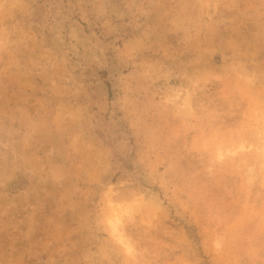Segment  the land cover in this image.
<instances>
[{
  "label": "rangeland",
  "instance_id": "374dc122",
  "mask_svg": "<svg viewBox=\"0 0 264 264\" xmlns=\"http://www.w3.org/2000/svg\"><path fill=\"white\" fill-rule=\"evenodd\" d=\"M0 264H264V0H0Z\"/></svg>",
  "mask_w": 264,
  "mask_h": 264
}]
</instances>
